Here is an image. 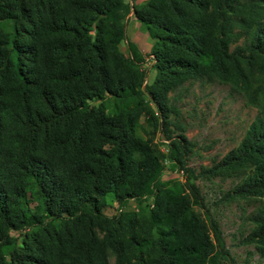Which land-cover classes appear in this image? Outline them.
<instances>
[{"label": "trees", "instance_id": "1", "mask_svg": "<svg viewBox=\"0 0 264 264\" xmlns=\"http://www.w3.org/2000/svg\"><path fill=\"white\" fill-rule=\"evenodd\" d=\"M127 13L124 0H0V264H234L196 185L162 183L160 151L137 134L150 102L166 131L169 93L194 80L256 109L206 171L239 175L221 201L262 200L245 240L264 251V0L133 6L153 40L148 85L118 47ZM186 141L174 137L177 156ZM153 191L149 208L103 212L108 193L122 205Z\"/></svg>", "mask_w": 264, "mask_h": 264}, {"label": "rangeland", "instance_id": "2", "mask_svg": "<svg viewBox=\"0 0 264 264\" xmlns=\"http://www.w3.org/2000/svg\"><path fill=\"white\" fill-rule=\"evenodd\" d=\"M124 1L128 4L126 38L118 47L125 56L132 55L138 60L143 75L142 85H148L155 74L151 54L153 40L145 25L133 15V6L146 0ZM1 27L10 30L8 23H2ZM130 43L134 45L132 52L128 48ZM238 43L241 44L242 40ZM169 95L175 96V108L168 114V129L163 130L162 120L152 102L149 105L151 111L146 115L141 114L137 128V134L155 145L162 155L160 181L167 183L177 180L184 183L185 178L189 177L190 182L198 188L209 215L218 221L224 246L234 264H264V251L259 248V243L245 240L255 227L248 218L260 208L262 200L245 197L221 201L223 193L240 182L239 175H211L206 171L240 143L256 109L245 101L241 93L219 81H187L178 92H170ZM144 97L149 99L146 94ZM180 134L187 139V150L177 156L172 144L174 137ZM153 193L148 192L139 199L129 198L122 205L112 193H108L103 212L114 215L120 211H137L142 206L149 208L154 202ZM194 209L200 217H205L203 210L197 206ZM212 261L225 263L219 257H214Z\"/></svg>", "mask_w": 264, "mask_h": 264}, {"label": "crops", "instance_id": "3", "mask_svg": "<svg viewBox=\"0 0 264 264\" xmlns=\"http://www.w3.org/2000/svg\"><path fill=\"white\" fill-rule=\"evenodd\" d=\"M126 2V1H125ZM127 3V2H126Z\"/></svg>", "mask_w": 264, "mask_h": 264}]
</instances>
